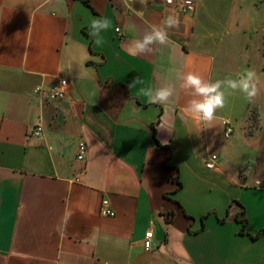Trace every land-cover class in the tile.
<instances>
[{"label":"crops","instance_id":"obj_1","mask_svg":"<svg viewBox=\"0 0 264 264\" xmlns=\"http://www.w3.org/2000/svg\"><path fill=\"white\" fill-rule=\"evenodd\" d=\"M193 1L183 14L160 0H0V264H264V168L204 163L225 123L260 149L263 115L246 106L235 122L217 113L205 123L185 113L180 77L214 81L216 69ZM169 15L179 25L168 42L130 55ZM101 17L112 27L98 46L90 23ZM63 78L66 97L51 99ZM164 86L176 89L165 104L139 94ZM104 199L115 217L101 215Z\"/></svg>","mask_w":264,"mask_h":264},{"label":"rangeland","instance_id":"obj_2","mask_svg":"<svg viewBox=\"0 0 264 264\" xmlns=\"http://www.w3.org/2000/svg\"><path fill=\"white\" fill-rule=\"evenodd\" d=\"M195 1L198 6L197 33L211 42V52L216 59L214 81L219 76V72H225L227 77H235L245 69L254 70L260 77V94L252 103L246 102L239 92L231 95L226 93L225 107L217 111L220 120L223 122L231 119L235 122L242 117L247 106L248 109L263 115L261 130L264 131V66L262 67L264 65V0ZM251 25L254 30L259 29L254 32V37L251 35L253 31H248L247 34L243 32L246 26ZM247 29L250 30L251 27ZM247 44H250V47H246ZM250 119L253 121L257 117L251 114ZM232 128L234 130V127ZM214 136L212 153L220 156L223 164L229 168H245L247 171L253 167L264 168V148H262L264 142L261 141V148L257 149L259 141L255 137H244L237 130L231 138L225 137L223 129L218 130ZM253 149L258 151L257 156H253ZM258 178L264 179V176L258 174Z\"/></svg>","mask_w":264,"mask_h":264},{"label":"clouds","instance_id":"obj_3","mask_svg":"<svg viewBox=\"0 0 264 264\" xmlns=\"http://www.w3.org/2000/svg\"><path fill=\"white\" fill-rule=\"evenodd\" d=\"M171 3V0H168ZM127 3V0H125ZM138 15H143L138 12ZM179 21L173 16L165 17L159 25L153 24L151 30L138 39H135L128 47L130 55L137 56L152 52L155 44H166L168 42V29L178 27ZM112 27L110 19L101 17L94 18L90 23V35L95 38L96 45L104 43L101 32ZM180 89L190 97L185 106V113L193 119L210 123L216 118L217 111L223 109L226 104V93L231 95L239 92L246 102L252 103L260 94V77L252 69H245L237 73L235 77L229 76L222 80L209 81L195 72H187L180 77ZM65 83L62 81V84ZM144 81L137 77L129 85L130 88L136 85H143ZM36 91H39L37 88ZM174 86H164L156 89L140 87L139 94L148 98L151 104H165L174 95Z\"/></svg>","mask_w":264,"mask_h":264},{"label":"built area","instance_id":"obj_4","mask_svg":"<svg viewBox=\"0 0 264 264\" xmlns=\"http://www.w3.org/2000/svg\"><path fill=\"white\" fill-rule=\"evenodd\" d=\"M161 2L165 3L167 6L174 8L175 10L179 11L183 14H192L195 11V3L193 0H171V3L168 0H160ZM117 35L123 38V33L120 28L116 29ZM62 81L65 82L62 84ZM68 85L67 79H61L58 84L51 88L49 91V96L51 99L54 100H62L66 97V88ZM41 92V88H38ZM233 128L228 124L225 123V137L230 138L233 134ZM44 128L43 126L37 125L32 130V135L39 138L43 135ZM88 155V146L85 141L79 142L78 145V154L77 160L81 162H85ZM217 162H218V155L216 154H209L205 160V166L208 170H216L217 169ZM101 215L105 217H115V212L112 210L110 201L108 199H104L101 203ZM153 245V231L149 230L145 236L144 247L146 250H150Z\"/></svg>","mask_w":264,"mask_h":264},{"label":"trees","instance_id":"obj_5","mask_svg":"<svg viewBox=\"0 0 264 264\" xmlns=\"http://www.w3.org/2000/svg\"><path fill=\"white\" fill-rule=\"evenodd\" d=\"M83 1H85L86 3H88V2H89V0H83ZM153 140H154V142H155L156 146H158V147H161V145H160V143H159V141L157 140V138H156V136H155V135L153 136ZM172 180L174 181V179H173V178H172ZM180 185H181V184H180ZM258 236H260V234H259Z\"/></svg>","mask_w":264,"mask_h":264}]
</instances>
